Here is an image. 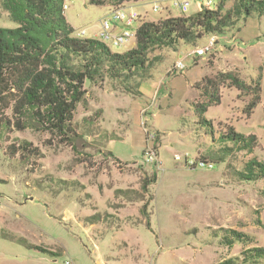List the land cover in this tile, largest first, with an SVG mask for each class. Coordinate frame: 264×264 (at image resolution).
Masks as SVG:
<instances>
[{"label":"rangeland","instance_id":"obj_1","mask_svg":"<svg viewBox=\"0 0 264 264\" xmlns=\"http://www.w3.org/2000/svg\"><path fill=\"white\" fill-rule=\"evenodd\" d=\"M151 1L137 7L150 11L148 19L170 15L163 8L152 11ZM66 2L74 35L85 28L83 37L94 36L97 27L90 26L108 7ZM193 4L173 5L171 15H191L198 11ZM0 26H17L1 0ZM212 35L218 41L210 53H192ZM107 43L124 52L136 39ZM154 54L161 61L149 77L87 81L74 120L82 136L76 149L48 132L8 125V119L14 122L11 109L0 113V264H217L232 258L264 264L245 262L241 254L264 246V178L241 175L251 158L264 160V16L241 18L223 34ZM181 59L186 67L176 70ZM227 70L247 81L261 76V102L250 118L243 112L250 96L235 87L223 88L221 103L203 115L193 105L204 100L194 84ZM231 125L258 136L253 152L223 137ZM25 141L40 153L12 152ZM154 149L157 158L149 162ZM202 159L215 167L200 165ZM155 172L157 181L144 191L145 178ZM145 203L150 218L141 212ZM231 230L252 239L228 245ZM19 239L64 254L30 250Z\"/></svg>","mask_w":264,"mask_h":264},{"label":"trees","instance_id":"obj_2","mask_svg":"<svg viewBox=\"0 0 264 264\" xmlns=\"http://www.w3.org/2000/svg\"><path fill=\"white\" fill-rule=\"evenodd\" d=\"M140 1L143 0H88V3L118 8ZM228 1L221 0L216 8H202L191 15L141 21L135 35L136 46L116 52L101 39L74 35L75 28L66 16V0H1L2 7L17 26H0V113L4 115L11 109L14 122L8 119V125L19 130L33 127L48 132L54 140L76 149L82 136L74 120L79 104L86 100L87 81L97 83L107 76L127 80L135 75L149 77L155 64L161 61V57L154 54L158 49L176 48L180 43L196 45L206 35L223 34L241 18L256 13L264 16V0H234L227 6ZM260 79L261 76L247 81L236 70L206 74L194 84L204 100L195 101L193 105L197 113L203 115L210 106L221 103L223 88L235 87L241 95L250 96L243 111L250 118L261 102ZM141 81L137 83L138 91ZM205 122L213 127L212 121L205 119ZM223 137L233 141L237 149L249 152H253L258 143L256 134H242L232 125ZM39 151L25 141L12 152L39 154ZM241 175L246 180L264 178V160L251 158ZM157 179L156 172L145 178L144 191ZM141 212L150 218L148 203ZM227 238L228 245L236 240L252 239L236 230H231ZM19 242L30 250L55 257L64 254L25 239ZM241 254L245 262H264V246L244 249ZM217 264H236V261L232 258Z\"/></svg>","mask_w":264,"mask_h":264},{"label":"built area","instance_id":"obj_3","mask_svg":"<svg viewBox=\"0 0 264 264\" xmlns=\"http://www.w3.org/2000/svg\"><path fill=\"white\" fill-rule=\"evenodd\" d=\"M193 2L197 3L201 9L202 8H216L218 4L220 3L221 0H192ZM174 6L177 7H186L189 6L191 3V0H173L172 1ZM68 8V5L65 4V9ZM153 10L159 11L160 10V5H155L153 7ZM112 18H105L102 20V31L99 33V35L107 41H110L114 46H120L127 42L131 37L136 35L137 27H138V21L140 18V14L137 10H128L125 7L121 6L115 9L112 14ZM112 20L116 21H121L123 22L125 29L123 30L122 33H115L113 31V22ZM136 26V27H135ZM135 27V30L132 31V28ZM87 32L86 30H82L80 34L85 35ZM218 41V37L216 35H212L209 38L208 43L204 47H198L196 48L192 53L199 55V56H204L208 53H210L214 48L215 45ZM186 67L184 62L181 60L177 61L174 65V68L176 70H183ZM153 136V134H151ZM157 158V152L156 150H151L148 152V155L146 156L147 161L153 162ZM194 163V162H192ZM200 165L202 166H207L210 168L215 167L213 163H208L207 162H200ZM1 201H0V214H1ZM64 264H72L70 260H67Z\"/></svg>","mask_w":264,"mask_h":264},{"label":"crops","instance_id":"obj_4","mask_svg":"<svg viewBox=\"0 0 264 264\" xmlns=\"http://www.w3.org/2000/svg\"><path fill=\"white\" fill-rule=\"evenodd\" d=\"M147 0H143V1H140V2H129V3H127V4H125V5H123V7H125L126 9H128V10H137L138 12H139V14H140V18H139V21H138V24L139 23H141V21H155V20H151V19H148L147 17H149V10H147V9H144V10H140V9H138L137 7H138V5H140V4H142L143 6L144 5H146V2ZM173 0H152L151 1V10L152 11H154L153 10V7L155 6V5H160V10L159 11H161V9L163 8L166 12H168L170 15H167V16H165V17H161V18H166V17H169V16H172L173 17V15H171V8L172 7H174L173 5V2H172ZM159 2H161V3H159ZM191 2H193L192 0H191ZM66 4H67V2H66ZM191 4V3H190ZM193 5H195L196 6V8H197V10L199 11L200 9H201V7L197 4V3H195L194 2V4ZM105 6H107L108 7V11L106 12V14L104 15V16H102L98 21H97V23H95V24H92L91 26H90V29L92 28H96V29H94L93 30V32H94V36H88V37H93V38H98V39H101V40H103V41H105L106 43L107 42H110V41H107V40H104L100 35H99V33L102 31V28H103V26H102V20L103 19H105V18H112V16H111V14H112V12L115 10V9H117L116 7H114L113 5H105ZM159 11H156V12H159ZM66 16H67V14H66ZM67 19H68V21L70 22V20H69V18H68V16H67ZM160 19V18H159ZM159 19H157V20H159ZM112 22H113V31L115 32V33H122L123 32V30L125 29V26H124V24H123V22H121V21H116V20H112ZM71 23V22H70ZM71 25L73 26V24L71 23ZM75 28V27H74ZM82 30H86V32H87V29H82ZM96 34V35H95ZM76 36H79V37H83V35H81L80 33H77V35ZM136 39V38H135ZM108 44V43H107ZM135 46H136V44H135ZM134 46V47H135ZM183 53L184 54H186L184 51H183Z\"/></svg>","mask_w":264,"mask_h":264}]
</instances>
